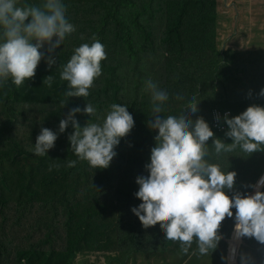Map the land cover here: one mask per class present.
<instances>
[{
	"label": "trees",
	"instance_id": "16d2710c",
	"mask_svg": "<svg viewBox=\"0 0 264 264\" xmlns=\"http://www.w3.org/2000/svg\"><path fill=\"white\" fill-rule=\"evenodd\" d=\"M64 4L76 30L56 49L57 63L49 68L42 59L34 78L24 85L17 88L8 81L0 87V264H76L79 256L95 254L104 256L106 264L167 261L173 254L201 256L195 242L185 253L178 241L165 240L159 222L144 228L131 212L141 202L134 195L139 187L136 177L147 175L145 164L155 145L156 132L146 123L151 119V99L144 83L152 79L168 92L164 116L179 115L189 96L196 95L198 111L189 116L204 117L217 137L231 143L224 135L227 129H213L212 111H231L235 116L251 104L264 105V97L258 95L264 88V49L219 47L217 0H64ZM93 40L103 44L106 56L86 98L97 109L91 119L102 120L106 109L119 103L128 106L135 121L110 166L97 170L70 149L71 125L58 135L48 155L32 152L41 127L58 131L59 121L71 108L86 105L83 97L65 95L67 82L59 74L73 49ZM49 75L51 87L43 84ZM178 95L183 99H176ZM77 119L84 125L90 116L78 113ZM211 142L212 138L210 162L237 172L233 191H246L244 185L255 184L264 175V151L246 158L239 150L217 157ZM71 160H77L76 165L67 167ZM233 223L231 218L222 221L219 231L224 239L215 252L202 256L212 264H222ZM242 241L240 250L261 264L264 245L254 238ZM140 257L146 262L137 263Z\"/></svg>",
	"mask_w": 264,
	"mask_h": 264
},
{
	"label": "clouds",
	"instance_id": "9594fccd",
	"mask_svg": "<svg viewBox=\"0 0 264 264\" xmlns=\"http://www.w3.org/2000/svg\"><path fill=\"white\" fill-rule=\"evenodd\" d=\"M76 28L66 16L64 0H40L38 4L24 0H0V87L11 81L17 88L34 78L37 66L46 58L49 68L57 63L56 49L64 45L66 37ZM46 50V51H45ZM104 46L99 40L82 43L73 49L70 59L61 66L60 79L67 82L65 95L83 97V108H71L59 121L58 131L41 127L32 152L48 155L55 147L58 135H68L70 149L81 161L93 169H106L117 156L116 148L135 125L128 106L112 103L102 120L93 121L97 109L86 98L94 81L101 75V61L105 58ZM53 76L44 83L51 87ZM144 89L150 94L151 117L147 127L155 131V145L145 164L147 175L136 177L138 190L134 193L141 202L131 208L144 228L158 222L165 240L178 241L187 253L196 244L201 256L215 252L223 234L219 231L225 218L233 220V242L222 264H256L255 258L241 251L239 241L254 238L264 245V175L255 184H246V191H233L237 172L223 170L209 160L208 141L217 157L239 150L240 156L264 151V105L251 104L238 115L225 113L226 143L217 137L209 122L202 116L193 120L189 113L198 111L196 95L179 115L164 116L168 92L157 82L147 79ZM251 94V93H249ZM258 95L264 97V88ZM176 99H183L177 96ZM64 106V105H63ZM78 113L90 116L81 125ZM217 120L221 117L217 116ZM77 160L67 161L74 167ZM231 193V194H229ZM235 209V211H233ZM264 264V261L261 262Z\"/></svg>",
	"mask_w": 264,
	"mask_h": 264
},
{
	"label": "rangeland",
	"instance_id": "374dc122",
	"mask_svg": "<svg viewBox=\"0 0 264 264\" xmlns=\"http://www.w3.org/2000/svg\"><path fill=\"white\" fill-rule=\"evenodd\" d=\"M222 4L224 8L227 7L234 12L229 16V21L232 25L231 30L223 32V35L227 37L226 39L230 40L231 44H234V42L235 44H239L240 49H243L241 47L247 48L253 46L254 50H262L264 38V0H222ZM232 241L231 237L228 242L232 243ZM241 245H243L242 240L240 241L239 247ZM86 257L79 256L76 264H106L104 256L95 254L87 255ZM179 257L181 256L178 254L169 256V264H181ZM142 262L145 263L146 261L142 259ZM145 264L160 263H154L152 261L151 263L146 262ZM194 264L201 263L195 262ZM208 264H212V260H209Z\"/></svg>",
	"mask_w": 264,
	"mask_h": 264
},
{
	"label": "crops",
	"instance_id": "0c3cea01",
	"mask_svg": "<svg viewBox=\"0 0 264 264\" xmlns=\"http://www.w3.org/2000/svg\"><path fill=\"white\" fill-rule=\"evenodd\" d=\"M120 1H148V0H120ZM161 1V0H158ZM239 11V10H238ZM237 12V11H236ZM217 13H218V17H217V31H218V36H219V47L221 49L226 50H231V49H238V50H243V51H252L253 46L251 47H241L243 49H240V45L239 44H231L230 40L226 39V35H223V32H228V30H231V23L229 21V16L231 13H234L232 10L228 9L227 7L224 8L223 4H222V0H217ZM242 15V14H240ZM239 15V16H240ZM233 18V16H232ZM226 34V33H225ZM263 49H264V38H263ZM181 264H188V263H192L194 264L195 262H199L201 264H208V261L210 260L207 257H202V256H195L193 258L191 257H179ZM170 258L167 261H164L163 259L154 260L153 262L156 263H160V264H169ZM139 263L142 262V258L140 257L138 260ZM134 262H132V260L129 261V264H132Z\"/></svg>",
	"mask_w": 264,
	"mask_h": 264
},
{
	"label": "built area",
	"instance_id": "2783aa9c",
	"mask_svg": "<svg viewBox=\"0 0 264 264\" xmlns=\"http://www.w3.org/2000/svg\"><path fill=\"white\" fill-rule=\"evenodd\" d=\"M227 113L231 116V111H224L222 112L219 109H215L212 111V120H211V124L213 129L219 131V132H224L227 129V126L223 123V116L224 114ZM219 116L221 117L220 120H217L216 117Z\"/></svg>",
	"mask_w": 264,
	"mask_h": 264
},
{
	"label": "water",
	"instance_id": "95a60500",
	"mask_svg": "<svg viewBox=\"0 0 264 264\" xmlns=\"http://www.w3.org/2000/svg\"><path fill=\"white\" fill-rule=\"evenodd\" d=\"M230 243V242H229Z\"/></svg>",
	"mask_w": 264,
	"mask_h": 264
}]
</instances>
